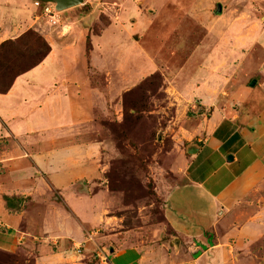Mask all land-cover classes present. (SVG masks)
<instances>
[{"label":"crops","instance_id":"1","mask_svg":"<svg viewBox=\"0 0 264 264\" xmlns=\"http://www.w3.org/2000/svg\"><path fill=\"white\" fill-rule=\"evenodd\" d=\"M32 1L0 0V43L33 29L51 48L0 93V250L35 264L94 245L112 264H264V0H102L113 10L95 35L91 0L62 25ZM155 72L197 117L183 181L160 191L173 234L130 241L114 228L89 241L106 220L98 115Z\"/></svg>","mask_w":264,"mask_h":264},{"label":"rangeland","instance_id":"2","mask_svg":"<svg viewBox=\"0 0 264 264\" xmlns=\"http://www.w3.org/2000/svg\"><path fill=\"white\" fill-rule=\"evenodd\" d=\"M89 1L63 11H69L71 18H76L81 16L82 11L89 12L93 3L95 10L85 22L90 28L95 27L90 29V35H95L100 27L108 23L109 19L103 13L108 6L102 5V0ZM145 1L141 5L143 10L149 6ZM253 4L250 9L262 8L260 3ZM109 7L106 9L111 12L113 7ZM63 13L59 11L56 24L60 25L62 17L65 20L64 17L69 16ZM86 48H90L89 41ZM137 53L140 56L139 51ZM136 59L139 62V58ZM4 83L5 80L0 87ZM112 102L108 99V105L96 121L99 127L97 136L105 140L102 160L107 167L101 190L104 191L102 198L105 199L106 220L91 229L94 233L88 234L89 241L102 237L104 232L113 231L114 228L132 231L128 235L130 241H137L136 238L160 240L159 235L163 238L161 241L167 240L173 233L164 221V201L160 191L183 181L179 175L184 166L182 158L187 146L183 142V135H188L184 126L193 125V121L196 123V113L186 106L180 96L176 79L169 75L165 78L161 73L152 75L142 83L138 82L135 87L122 93L114 104ZM96 246L86 253L81 248L79 252L82 257L76 254L77 257L59 258L56 263L101 264L96 255ZM28 251L14 254L0 250V264H35Z\"/></svg>","mask_w":264,"mask_h":264},{"label":"trees","instance_id":"3","mask_svg":"<svg viewBox=\"0 0 264 264\" xmlns=\"http://www.w3.org/2000/svg\"><path fill=\"white\" fill-rule=\"evenodd\" d=\"M50 45L44 37L33 29H27L15 39H7L0 43V93H5L11 87L14 79L38 65L50 52ZM155 72L140 83L148 80ZM139 85V84H138ZM137 85V86H138Z\"/></svg>","mask_w":264,"mask_h":264},{"label":"built area","instance_id":"4","mask_svg":"<svg viewBox=\"0 0 264 264\" xmlns=\"http://www.w3.org/2000/svg\"><path fill=\"white\" fill-rule=\"evenodd\" d=\"M33 5L38 8L42 15L47 16L51 24H56L59 21V10L55 8V4L51 1L33 0ZM96 255L101 264H112L109 254L102 250L97 249Z\"/></svg>","mask_w":264,"mask_h":264},{"label":"water","instance_id":"5","mask_svg":"<svg viewBox=\"0 0 264 264\" xmlns=\"http://www.w3.org/2000/svg\"><path fill=\"white\" fill-rule=\"evenodd\" d=\"M51 1L54 2L55 8L59 11H63L68 8L75 7L83 2V0H51ZM218 9L220 10V5H218Z\"/></svg>","mask_w":264,"mask_h":264}]
</instances>
